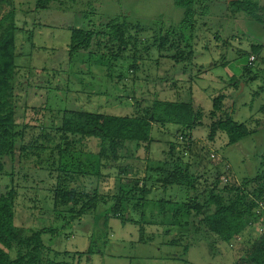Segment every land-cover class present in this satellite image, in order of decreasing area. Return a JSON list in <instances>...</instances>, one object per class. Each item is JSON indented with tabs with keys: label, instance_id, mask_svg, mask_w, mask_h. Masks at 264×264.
Instances as JSON below:
<instances>
[{
	"label": "rangeland",
	"instance_id": "374dc122",
	"mask_svg": "<svg viewBox=\"0 0 264 264\" xmlns=\"http://www.w3.org/2000/svg\"><path fill=\"white\" fill-rule=\"evenodd\" d=\"M229 1L197 0L191 63H174L165 56L159 59V52L151 46L154 30L178 26L182 19V10L173 0H74L62 7L38 10L35 0L12 1L19 28L15 33L14 76L18 106L45 107L47 125L57 122H50V117L65 111L130 115L141 112L156 97L187 100L189 92L204 112L202 123L191 131L203 158L193 159L183 150L189 142L175 134L177 127L173 125H154L149 143H123L118 150L119 160L108 167L96 155L98 142H86V153L80 157H85L82 167L91 176L84 181L91 180L90 184L95 185L92 174L99 171L108 176V181L99 184L104 193L116 191L119 176L124 183L136 180L139 186L146 182L150 188L144 206L127 208L129 221L112 216L109 202L98 207L97 217L56 219L51 189L57 173L55 166L50 169L47 151L40 157L32 151L17 152L14 162L5 158V172L13 170L15 184H19L14 223L22 233L44 232L41 237L45 246L61 253L67 251L68 259L76 264H241L243 248L251 244L254 234L244 231L228 243L218 240L198 224L192 210L187 215L182 203L191 192L186 187L163 188V179L176 165L187 168L188 183L200 188L198 202L205 198L201 188L207 177L213 179L209 174L214 168L230 167L229 178L219 175L220 189L226 182L240 184L264 171V27L244 13L234 12ZM256 2L255 12L264 18V0ZM110 20L147 28L137 34L133 29L128 32L133 36L128 38L129 48L110 67L100 56L88 64L81 63L82 53L70 59L72 30L97 29ZM254 44L262 46L260 61L251 51ZM137 58V68L130 70L129 64ZM85 64L86 69L80 72ZM253 75L256 78L251 80ZM220 95L222 110L216 114L226 112L253 131L233 145L227 144L226 135L220 131L213 141L208 139L209 112L213 99ZM50 134L58 140L56 132ZM29 139L30 133L25 141ZM169 142L180 147V153L176 152L170 161L165 154ZM177 156L182 161L179 165L175 163ZM205 167L208 173H204ZM123 168L127 171L120 170ZM10 179L8 175L0 176L1 192L9 189ZM160 200L170 203L164 211L159 209ZM213 209L211 206L207 211ZM82 252L80 257L70 259ZM10 253L15 256L14 251Z\"/></svg>",
	"mask_w": 264,
	"mask_h": 264
},
{
	"label": "trees",
	"instance_id": "16d2710c",
	"mask_svg": "<svg viewBox=\"0 0 264 264\" xmlns=\"http://www.w3.org/2000/svg\"><path fill=\"white\" fill-rule=\"evenodd\" d=\"M12 1L0 0V176H11L9 189L5 192L0 191V264H76L68 259L67 251L61 253L47 248L41 237L44 232L30 230L29 234H24L15 225V195L19 184H15L13 170L5 172L4 159L10 158L14 162L17 152L20 154L25 150L36 152L38 157L47 151L46 160L50 163V169L55 166L57 173L51 189L56 219L64 217L72 221L86 215L97 217L98 207L109 202L112 216L119 217L122 222L129 221L127 208L144 206L150 188L146 182L139 186L136 180L124 183L119 176L116 191L104 193L99 189V184L101 181H108V176L99 171L92 174L96 177L95 185L90 184L91 180L84 181L91 176L82 167L85 157H80L86 153V142L92 140L98 142L96 155L101 161L107 162L108 167L119 160L118 150L123 143H149L154 125L161 128L173 125L177 127L175 134L179 133L181 140L189 142L183 150H187L193 159L203 158L204 156L199 154L200 146L192 139L191 131L202 123L204 112L196 105L189 92L187 100L176 97L165 100L156 97L141 112H133L130 115L83 110L65 111L59 116L50 117V122L52 120L57 122L47 125L45 107L18 106L14 76L17 69L15 33L19 28L15 22ZM70 1L74 0H35V9H48L54 5L62 7ZM173 2L182 10V19L178 26L154 30L151 46L159 52V59L165 56L174 63H191L194 53L193 32L198 15L195 8L197 0ZM256 5V0L229 1V6L234 12H242L264 27V18L255 12ZM116 21L110 20L97 29L86 27L72 30L68 45L70 59H73L74 54L82 53L81 63L88 64L90 59L100 56L110 67L118 58L123 57V53L131 44L128 38H133L128 32L133 29L137 34L147 27ZM261 47V44H254L251 48L258 60ZM138 61L140 58L129 64L130 70L137 68ZM86 64L83 69L79 68L80 72L86 69ZM248 73L250 74V71ZM250 77L251 80L256 78L255 75ZM222 98L220 95L213 99V108L209 112L211 121L208 139L213 141L217 131H220L226 135L227 144L233 145L251 135L253 131L246 123L236 122L226 112L216 114L222 110ZM50 132H56L58 140H54ZM29 133L30 139L26 142L25 138ZM168 145L165 154L166 159L170 161L176 152H179L180 147L171 142ZM178 157L175 163L179 165L182 161ZM173 167L172 172L163 179V188L169 190L173 186L186 187L188 193L191 192L182 203L186 207L187 215L190 216L192 210L198 224L205 226L208 232L213 233L222 242L228 243L244 231L254 234L251 244L243 248L244 260L241 264H264V210L256 213L257 201L264 199V171L243 180L240 184L234 180L226 182L220 189L219 175H226L225 177L229 178L230 167L227 164V168L221 166V170L214 168L209 174L213 179L210 180L211 176L207 177L208 180L205 179L201 188V192L205 191V198L198 202L200 188L195 189L188 183L190 180L188 169L177 168V165ZM203 169L204 173H208L206 167ZM120 170L127 171L126 168ZM210 185L211 188L207 190ZM167 204H170L168 200H160L159 209L164 211ZM211 206L214 209L208 212ZM259 227H262L261 230H258ZM53 229L49 232H53ZM12 251L15 252L14 257L11 256ZM81 255L83 252L71 255L70 259Z\"/></svg>",
	"mask_w": 264,
	"mask_h": 264
},
{
	"label": "built area",
	"instance_id": "2783aa9c",
	"mask_svg": "<svg viewBox=\"0 0 264 264\" xmlns=\"http://www.w3.org/2000/svg\"><path fill=\"white\" fill-rule=\"evenodd\" d=\"M251 59H253V57ZM263 210H264V199H260V200L257 201V210H256V213H260ZM261 228L262 227H259L258 230H261Z\"/></svg>",
	"mask_w": 264,
	"mask_h": 264
}]
</instances>
